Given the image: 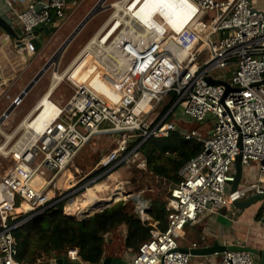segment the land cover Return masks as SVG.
I'll list each match as a JSON object with an SVG mask.
<instances>
[{"label": "built area", "instance_id": "1", "mask_svg": "<svg viewBox=\"0 0 264 264\" xmlns=\"http://www.w3.org/2000/svg\"><path fill=\"white\" fill-rule=\"evenodd\" d=\"M129 2L111 3L115 13L79 50L69 73L60 79L72 87V95L63 104H53V119L35 138L23 136L11 151L13 166L0 176V264H26L18 257L15 228L93 187L127 161L147 170L140 146L172 130L185 139L202 141V148L180 166L176 181L162 178L167 185L165 229L149 215L150 204L137 200L138 218L150 227V237L131 253L125 246V230L116 257L126 264H192V255L181 250L180 242L188 223L264 193V10L252 0H187L193 12L175 30L157 14L148 20L142 16L126 20L119 8ZM66 15L64 0H47L40 9L29 2L14 11L24 43L17 45L19 49L35 53V30L55 19L62 22ZM71 71L80 74L78 79ZM206 77L227 80L231 88L225 93L224 86L208 83ZM13 101L17 106L22 100L15 96ZM174 112L202 125L210 119L213 127L207 135L182 128L167 120ZM113 132L118 135L116 145L103 153L93 170L82 173L74 168L77 179L70 180L69 187L56 184L92 137ZM238 154L244 168L255 163L257 172L244 184L242 177L231 191ZM261 209L264 212V201ZM214 255L215 264H255L254 256L244 251ZM107 256L104 252L98 262H87L79 248L71 246L64 257L71 264H102ZM29 264L60 263L52 256Z\"/></svg>", "mask_w": 264, "mask_h": 264}, {"label": "rangeland", "instance_id": "2", "mask_svg": "<svg viewBox=\"0 0 264 264\" xmlns=\"http://www.w3.org/2000/svg\"><path fill=\"white\" fill-rule=\"evenodd\" d=\"M114 1L116 0H106L104 2V8L88 20V22L78 33V35H76V37L64 48L62 53L55 58L54 62L51 63L47 70H45L44 73L40 76L39 80H37L38 82H36L32 89L24 96L23 100L17 106H15L12 112L0 124V127L3 129L4 132L3 134L0 133V143L5 141L4 134L12 135V137L10 138L11 142L8 145L9 147L4 149V151H0V176L3 175L9 168H11L14 163L11 151L7 153L5 152L11 146L17 143L19 139H22L23 135H27V138L30 136L24 131V128L18 127L20 122L28 115V110L30 106L33 107L37 100L45 93L47 88L51 85V82H53V77L58 79L57 77L60 76L58 80L60 81L64 74H67L69 72H67V68H69V66L74 62L79 50L103 26L106 20H108V18L113 13H115L116 9L111 7V3ZM125 6L126 5H123V7ZM120 14H122L121 11ZM77 18H80V16ZM174 18L177 20L176 16ZM78 20L79 19H77V21ZM66 32L67 30H64L62 34L54 37L51 43H49L41 52L40 61L42 62V65L50 58V56L57 50V48L63 42H61V38L64 36V34H66ZM70 73L74 76L73 79H78L80 75L76 74L75 71H71ZM72 93L73 89L66 82V80L56 82L55 87L52 89L50 98L45 100L38 114L33 116L34 120H38L39 128L43 126L45 122L47 123L52 119L53 112L51 111L54 108L53 104H63L68 100ZM17 95L18 94L14 95V97ZM10 100L11 99L4 98L3 95H1L0 110L3 108L5 109L10 104ZM167 120L176 121L178 126L182 128L200 130L201 132H203V134L206 135L209 130L213 127L212 120L210 119L206 124L202 125L200 122L195 120L180 118V116H177L175 112L170 114ZM27 125L29 127H33V125ZM117 138L118 135L115 132L92 137L91 140L77 152V154L73 158L71 165L69 166V169L73 172L74 177H76L77 174L75 173L73 164L77 165V168L82 173L90 172L98 161V159L103 155V153L107 152L116 145ZM64 175V173H61V179H64ZM121 183L125 192L128 193L127 196L122 193H119L118 196H120L121 194L122 199L117 200V202L114 201L116 203H114L115 205L105 209L110 210L111 208H116L122 205H126V207L130 209V206L134 204V202L135 204L138 203L137 200H144L150 204V200L154 196H160V199L164 200L167 196V185L164 184L163 179L160 178L159 175L148 171V169L142 170L138 168L135 163H132L130 161H127L121 164L120 166L116 167L112 170L111 173L103 175L95 184H100L102 186V192L99 191L98 194L99 196L103 197L110 194L112 189ZM84 191L85 190L62 200V202H64L62 211L69 218L75 220L81 219L77 216V214L69 215L67 212L65 213L64 211L67 202L74 198H82V193H84ZM93 217L88 218L86 220H92ZM123 225L125 224H121L113 230L107 232L109 242L106 245V248L104 249L106 255H108V251L114 252L115 255H117L121 251L123 245V236L125 235V230H127L126 225Z\"/></svg>", "mask_w": 264, "mask_h": 264}, {"label": "trees", "instance_id": "3", "mask_svg": "<svg viewBox=\"0 0 264 264\" xmlns=\"http://www.w3.org/2000/svg\"><path fill=\"white\" fill-rule=\"evenodd\" d=\"M167 107L168 105L165 109ZM201 148L202 141L195 138L185 139L178 130H172L168 136L148 138L140 146L139 151L146 158L148 171L168 181H176L180 166ZM98 171H94L90 177ZM120 199L121 194L117 195L114 201ZM63 205L64 202L61 201L13 230L19 249L18 257L22 262L29 264L38 258L65 256L66 249L71 246L79 248L82 260L98 262L109 242V237H105V233L121 224L126 225L125 246L131 253L136 252L140 243L150 237V227L139 220L135 202L130 209L122 205L102 210L97 214L93 213L110 203L93 208L82 218L93 214L89 217L94 216L92 220L69 218L62 211ZM148 213L153 220L158 221L159 228L165 229L167 209L164 199L154 196L150 200Z\"/></svg>", "mask_w": 264, "mask_h": 264}, {"label": "crops", "instance_id": "4", "mask_svg": "<svg viewBox=\"0 0 264 264\" xmlns=\"http://www.w3.org/2000/svg\"><path fill=\"white\" fill-rule=\"evenodd\" d=\"M7 1L12 6L10 16L12 18L15 30L19 35V39L22 40L23 36L19 29V25L13 20L14 11L24 9L29 2H33L36 8L40 9L42 7V3L47 0ZM64 1L66 4L67 14L64 21L59 22L57 19L53 20L52 23L49 24V26H53L55 27V29L50 33H47L43 29V25L35 30L37 37L39 36L40 38L44 39V43L33 54L28 55L24 50H20L19 47L16 45V40L0 29V96L3 95L4 98L11 99L10 103L12 102L14 95L19 94L22 89L26 86V84L36 74V72L41 68L42 62L40 61V54L44 50V48L49 43H51L54 37L59 36L63 33L64 30H67L66 34H64V36L61 38L62 42L81 21V19L87 14V12L93 7V5L97 2V0ZM148 1L153 6V8H156L160 12L161 16L164 17L166 21H171V19L176 16L172 12V10H170L166 5H164L165 0ZM252 2L256 7L264 10V0H252ZM79 16L80 18H77ZM176 17L177 20H185L182 15ZM77 19L79 20L77 21ZM207 19L208 18L205 17L204 20L206 21ZM177 20L175 19V21ZM197 26L201 25L197 24ZM83 27L77 32L76 35H78V33L83 29ZM76 35L74 36V38L76 37ZM53 78L54 79L51 84L54 82H59V79H56L55 77ZM36 82L32 85V87L36 84ZM32 87L30 88V90L32 89ZM53 87H55V85ZM50 89L51 88L49 86L45 93L37 100L35 105L33 107L30 106L28 110L29 117L27 118L26 123L29 125H33V128L36 131L41 130L42 126L39 128L38 120H34L33 116L38 114L45 100L50 98L53 88L51 90ZM4 110V108L0 110V115ZM27 127L29 128L28 125ZM73 166L74 168L78 167L74 164ZM256 169L257 166L255 163L252 164V166L244 168L243 184L247 182L246 180H252L255 178L257 172ZM69 173L70 172L64 173V179H61L60 177L61 181L59 185L61 187H63V184L66 181L68 183L70 180L75 178L73 172L72 178L70 175H68ZM262 204L263 201H257L244 209H238L233 206L223 208L221 213L218 214H201L193 222H190L185 226L183 236L180 239V242L184 247H200L204 245H209L215 239H218L220 243L227 244L237 242L264 249V212L261 210ZM260 210L262 213L260 212ZM259 212L260 216H258ZM217 258L218 257L216 255L192 256L191 262L192 264H215L214 262L217 260ZM254 262L255 264H259L258 259L255 257Z\"/></svg>", "mask_w": 264, "mask_h": 264}, {"label": "water", "instance_id": "5", "mask_svg": "<svg viewBox=\"0 0 264 264\" xmlns=\"http://www.w3.org/2000/svg\"><path fill=\"white\" fill-rule=\"evenodd\" d=\"M106 0H97V2L93 5V7L87 12V14L81 19V21L76 25V27L71 31V33L63 40L57 50L50 56V58L41 66V68L36 72V74L32 77V79L26 84V86L22 89V91L17 95V99L22 100L25 94L30 90L32 85L40 78V76L44 73L45 70L54 62L55 58L59 56L64 48L68 45V43L74 38L77 32L87 23V21L93 17L96 13L104 8V2ZM12 10V6L8 3L7 0H0V29L6 32L9 36L13 37L16 40V45L19 47L24 46L22 40L19 39V35L15 30L12 18L10 16V12ZM43 29L50 33L54 31L55 27L49 26V24L43 25ZM35 45V52L42 46L44 43V39L38 36L37 39L32 40ZM230 76V73L227 77ZM206 81L211 84H220L224 86L225 93L231 88L230 83L227 80L223 79H213L211 77H206ZM16 102H11L5 110L0 115V124L4 121V119L12 112L15 108ZM182 117L189 118L187 115L182 112H178ZM241 155L238 154L233 161V180L230 183V190L234 191L238 188L244 173V167L241 164ZM128 194V193H127ZM264 201V193H256L249 195L248 197L242 200H236L233 202V206L238 209H244L247 206L257 202ZM102 202H99V206H101ZM97 205V207H98ZM181 250L189 253L192 256H210L216 253H221L224 251H244L250 253L252 256L258 259L259 264H264V249H260L257 247H253L246 244H241L237 242L232 243H220L218 239H215L211 244L204 245L200 247H181ZM57 262L60 264H71L66 260V257L60 256L57 257ZM102 264H126L124 261L116 257L114 252L108 251V256L103 260Z\"/></svg>", "mask_w": 264, "mask_h": 264}, {"label": "bare ground", "instance_id": "6", "mask_svg": "<svg viewBox=\"0 0 264 264\" xmlns=\"http://www.w3.org/2000/svg\"><path fill=\"white\" fill-rule=\"evenodd\" d=\"M187 0H165L164 1V5H166L170 10H172V12L176 15V16H180L182 15L183 18H185V20H177L175 21V18L171 19V21H166L164 19V17L161 16L160 12L156 9L153 8V6L150 4V2L148 0H130V2L128 3V5H126L123 8H119L122 9L124 14H126L127 18L126 20L128 21H134L136 20V17H143L145 20H148L150 18V16L157 14L159 16H161L166 23H168L169 25H172V27L175 30H180L190 19L191 14L193 12V7L187 6ZM68 69V68H67ZM69 73V72H68ZM58 79L60 78V76L57 77ZM56 82L52 83L50 85V88H54L53 86L55 85ZM50 89V90H51ZM46 96V95H45ZM55 104V103H54ZM53 116L56 112L55 107L53 108ZM27 117H29V115H27ZM53 119V117H52ZM51 119V120H52ZM27 118H25L24 120H22L20 122V124L18 125L19 128H24L25 132L29 133V137H36L37 134L41 131H36L33 129V127H27V123H26ZM33 120V119H32ZM31 120V121H32ZM33 129V130H32ZM0 133H4L3 129L0 127ZM24 136V135H23ZM27 136V135H26ZM5 137V141L0 143V151H4V149H6L7 147H9L8 145L10 144L11 140L10 138L12 137L11 134H4ZM16 146V143L11 146L5 153L12 151ZM70 172L68 175L73 176L72 172L69 170H64L62 173H67ZM60 177H58L56 184L59 185L60 183ZM74 179V178H73ZM37 181L42 180V178L40 176L36 177ZM75 180V179H74ZM104 183V182H103ZM70 181L67 183V181L63 184V188H67L69 187ZM106 184V183H105ZM60 186V185H59ZM107 186V185H106ZM105 189V186H104ZM102 190V186L100 184H95L93 187H88L84 193H82V198H74L73 200H70L67 204H66V212L69 215L72 214H77V216L81 219L78 220H85L87 218H89L90 216H92L93 214L97 213V212H101L102 210H104L105 208L110 207L111 205H113V201L115 199V197L119 194L122 193L124 195L127 196V193L125 192L122 183L118 184L115 188L112 189L111 193L108 194L107 196H99L98 192ZM102 192V191H101ZM80 196V195H79ZM99 202H102L101 205L104 204H108L110 203V205H105L103 206L101 209L95 211L92 215H90L89 217L82 219L90 210H92L93 208H96L97 205L99 204ZM112 202V203H111ZM117 202V201H116ZM99 206V205H98Z\"/></svg>", "mask_w": 264, "mask_h": 264}]
</instances>
